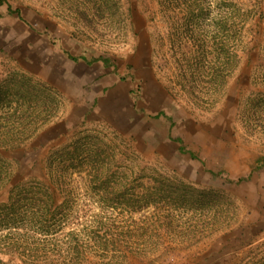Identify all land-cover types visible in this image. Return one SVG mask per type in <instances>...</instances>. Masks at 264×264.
<instances>
[{
	"label": "rangeland",
	"instance_id": "374dc122",
	"mask_svg": "<svg viewBox=\"0 0 264 264\" xmlns=\"http://www.w3.org/2000/svg\"><path fill=\"white\" fill-rule=\"evenodd\" d=\"M6 3L21 17L8 13ZM211 6L209 18L216 15ZM163 11L158 0H0V82L17 80L1 87L16 92L12 108L33 106L32 97L17 94L22 75L59 95L55 113L27 139L0 145V201L13 184L44 179L47 156L75 131L95 129L141 163L220 194L210 207L212 227L194 231L196 241L169 243L163 232L157 245L124 264H264V166L257 165L264 156V108L248 120L240 112L255 88L250 76L258 56L243 54L234 69L222 63L223 85L207 102L217 60H210L211 52L198 59L180 55L184 28L162 20ZM206 22L198 30L204 46L215 34ZM254 25L253 43L262 30ZM97 57L107 61L83 59ZM159 111L166 115L155 116ZM174 137L199 159L179 152ZM249 172L240 183L223 180Z\"/></svg>",
	"mask_w": 264,
	"mask_h": 264
},
{
	"label": "trees",
	"instance_id": "16d2710c",
	"mask_svg": "<svg viewBox=\"0 0 264 264\" xmlns=\"http://www.w3.org/2000/svg\"><path fill=\"white\" fill-rule=\"evenodd\" d=\"M158 3L164 6L162 20L166 22L169 17L170 22L184 28L177 45L180 55L198 59L211 52L210 60H217L218 65L209 74L213 90L207 102L213 101L214 93L223 85L222 63L226 61V68L234 69L243 54L255 52L258 62L250 76L255 88L245 97L240 112L248 120L258 108H264V0ZM212 3L216 15L209 18ZM6 9L21 17L17 7L6 3ZM205 21L215 30L210 43L202 40L206 46L200 44L203 35L198 31ZM252 22L262 28L261 39L255 43ZM83 59L86 63L102 60ZM104 60L107 61L103 59V63ZM21 78L23 85L17 94L26 100L32 97L33 106L12 108V94L16 92L6 93L1 87L17 80L0 82V145L20 144L59 107L58 94L52 87L44 85L42 90L30 76ZM162 114L166 115L159 111L155 116ZM29 117L40 121L28 120ZM172 139L179 152L199 159L180 137ZM257 163L258 167L264 166V156ZM208 172L213 177L221 174V170ZM250 175L224 176L223 180L240 183ZM219 195L215 189L171 178L157 167L141 163L137 156L115 149L97 130L82 128L49 153L44 179L15 183L0 201V264H124L130 255L145 254L157 245L163 232L169 234L166 239H172L167 240L169 243L196 241V232L212 227L210 207ZM78 198L87 202H78Z\"/></svg>",
	"mask_w": 264,
	"mask_h": 264
}]
</instances>
